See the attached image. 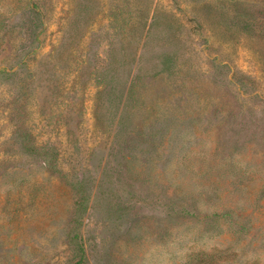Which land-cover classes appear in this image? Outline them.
I'll return each mask as SVG.
<instances>
[{
    "label": "rangeland",
    "instance_id": "obj_1",
    "mask_svg": "<svg viewBox=\"0 0 264 264\" xmlns=\"http://www.w3.org/2000/svg\"><path fill=\"white\" fill-rule=\"evenodd\" d=\"M264 264V0H0V264Z\"/></svg>",
    "mask_w": 264,
    "mask_h": 264
},
{
    "label": "trees",
    "instance_id": "obj_2",
    "mask_svg": "<svg viewBox=\"0 0 264 264\" xmlns=\"http://www.w3.org/2000/svg\"><path fill=\"white\" fill-rule=\"evenodd\" d=\"M186 264H219L217 261L215 263V260L212 256H209V253H207V257H203L202 259L196 260V262L187 261Z\"/></svg>",
    "mask_w": 264,
    "mask_h": 264
}]
</instances>
